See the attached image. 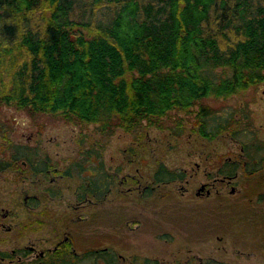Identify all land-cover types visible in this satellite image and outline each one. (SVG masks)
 <instances>
[{
  "label": "trees",
  "instance_id": "obj_1",
  "mask_svg": "<svg viewBox=\"0 0 264 264\" xmlns=\"http://www.w3.org/2000/svg\"><path fill=\"white\" fill-rule=\"evenodd\" d=\"M262 81L264 0H0V103L93 122L102 137L115 126L164 127L172 110L198 102V129L215 137L241 120L232 114L220 119L201 99ZM238 126L230 130H243ZM93 141L82 142L68 164L67 171L82 173L79 196L89 187L102 197L112 178L104 143ZM251 142L244 144L256 156ZM13 147L14 158L33 162L25 147ZM236 164L227 161L224 170L234 172ZM179 172L160 161L154 175L161 180ZM68 245L0 264H118L110 246L74 252Z\"/></svg>",
  "mask_w": 264,
  "mask_h": 264
},
{
  "label": "rangeland",
  "instance_id": "obj_2",
  "mask_svg": "<svg viewBox=\"0 0 264 264\" xmlns=\"http://www.w3.org/2000/svg\"><path fill=\"white\" fill-rule=\"evenodd\" d=\"M201 101L213 106L220 119L231 114L238 117L241 122H232L230 129L240 123L243 130L233 133L226 128L215 137L202 134L198 129L199 102L172 110L164 117V127L149 124L126 130L115 126L104 137L93 122L74 123L46 111L30 113L0 103V147L8 136L18 143H39L53 157L65 160L78 154L75 141L85 132L81 143L97 137L104 143L102 159L117 171L116 180L123 173H149L157 159L187 171V176L161 183L156 192L146 196H140L133 185L127 189L129 182H117L107 199L96 197L74 210V176L60 178L62 193L53 199L42 191L46 179H26V189L41 198L31 209L23 203L22 173L14 168L13 245L22 247L33 241L36 249L50 246L69 229L77 249L110 245L119 257L118 264H145V255L155 258L153 264H264V199L259 196L264 191V167L248 173L249 166L243 167L241 161L238 175L229 182L218 172L219 165L233 158L252 164L249 150L242 149L241 143L264 140V81L226 96L211 94ZM178 116L184 125L181 132L174 126ZM263 153L264 148L256 155ZM148 178L142 175L143 182H150ZM201 181L210 183V193L196 192ZM4 183L0 178L3 198ZM69 215L73 219L78 216L70 223ZM134 255L139 258L133 260Z\"/></svg>",
  "mask_w": 264,
  "mask_h": 264
},
{
  "label": "flooded vegetation",
  "instance_id": "obj_3",
  "mask_svg": "<svg viewBox=\"0 0 264 264\" xmlns=\"http://www.w3.org/2000/svg\"><path fill=\"white\" fill-rule=\"evenodd\" d=\"M75 142L77 144L76 151H78V147L80 146V144H78V141H75ZM14 143H18V142L14 141L8 136H5L4 140L2 141L3 146L0 147V151H1L0 153V178L1 180H5L4 187H2V190H1V194H4L5 198L0 197V262H11L14 259L31 260L32 258H35V257H44L46 256L48 251L57 249L58 247L61 246L62 243H66V242L67 244H69L68 246L72 251L74 252L81 251L82 248L80 249L76 248L74 244V239H73L74 236L72 235V231L69 229H65L62 233V236L56 239L55 242L50 246L41 245L40 248L36 249V246L33 243V241L31 243L23 245L22 247H19V246L15 247L13 245V240H12L13 236L11 234L12 229H13L12 191L14 187L13 178L11 174L12 169L16 168L19 172L22 173L21 179L23 182L21 183L20 188L24 191L23 203L27 206V208L34 209L38 205L39 201H41V198L37 192L35 191L29 192L26 189L29 186L28 182L25 181L26 179L29 180V182L31 181L41 182L42 179H46V182L42 184V187H43L42 191L47 197L53 199L56 196L61 195L62 193L61 191L62 183L60 181V178L64 176L66 177L74 176L76 179V182L71 188L72 197L74 198V201H75V203H73L72 205V209L74 210H76L78 206L81 207L82 205L86 204L87 202L89 203V201H93V199L96 198L93 196V192L88 190L89 187L84 192V194H81L79 196V187H80L79 185L82 182L81 178L83 177L80 174L82 173H78L76 169H72V168L70 169V172L69 170L67 171L68 164L69 162H71L72 156L68 158L66 157L64 158L65 160H62L63 158L61 157H57V158L53 157L50 151L47 150L46 147L41 146V144L39 143L30 144V141L18 143L22 145L23 147H25L24 148L25 152L28 154L30 158H33V162H31L26 156L25 157L23 156L20 158L13 157V152H14L13 144ZM250 144H252V148H253L252 152H255V154L257 153V155L259 151H261L264 148V140H262V142L252 140ZM257 144L261 145V147L258 150H256ZM241 148L246 149V146L244 143H241ZM257 155L256 156L249 155L251 162L253 164V165L250 164L251 166L248 165L249 163H247L246 159L241 160V158L239 159L233 158L229 160L232 162H237L234 172L225 171L224 167L226 166L223 167L225 163H222L221 165H219V168H218V172L219 171L223 172L220 178L222 180H227V182L231 181L234 176L238 175L239 166L241 165L240 164L241 161L242 162L244 161L243 167L249 166L248 173L255 172L257 169L264 167V163H262L264 156L260 157ZM40 158H42L44 161L41 162L39 160ZM160 161L164 162L166 164V167L177 168V169L182 170V172H179L175 176H168V178L157 180L156 176L154 175V172L158 167V162ZM105 167L108 171L111 172L108 175H110L112 178L104 182V190L102 192V197H100V200L101 198L102 200H104L107 197V194L112 190V186L116 184L117 182L118 183L119 182L120 183L129 182V185L126 186L127 189L129 186L133 185L134 189H137L138 194L140 196L142 194L143 196H146L148 194H152L156 192L157 186L161 185V183L175 180L178 178H182L185 176V174L187 176V171L185 170V168L177 167V166L175 167L169 166L163 159H157L152 168V171H150L149 173L145 174L140 171L135 172V173H128V174L123 173L122 175L119 174L117 178L118 180H116L117 171L114 169H111L109 166L105 165ZM85 174L87 175V173ZM142 175H146V178H148L149 176L148 179L150 180V182L148 180L143 182ZM209 184L210 183L208 181H201L200 184L196 188V192L198 194H201L205 191L207 193H210L211 188L209 187ZM120 189L121 188H119L118 191H120ZM261 195H263V199H264V191H262L259 194V196ZM242 212L243 211L241 210L240 213ZM69 216H68V220L70 223H72L74 220L77 219L78 215H75L74 219L72 218V216H70L69 218ZM64 225H67V224H64ZM103 246L105 247V246H110V245H103ZM21 249H24L23 252L22 251L18 252ZM14 255L16 257H14ZM138 258L139 257L134 255L133 260L138 259ZM142 259L144 260L145 264L155 263V258H152L147 255L143 256Z\"/></svg>",
  "mask_w": 264,
  "mask_h": 264
}]
</instances>
